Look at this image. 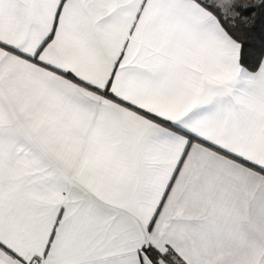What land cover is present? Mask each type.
Returning a JSON list of instances; mask_svg holds the SVG:
<instances>
[{
  "label": "snow or ice",
  "instance_id": "snow-or-ice-1",
  "mask_svg": "<svg viewBox=\"0 0 264 264\" xmlns=\"http://www.w3.org/2000/svg\"><path fill=\"white\" fill-rule=\"evenodd\" d=\"M0 264H264V0H0Z\"/></svg>",
  "mask_w": 264,
  "mask_h": 264
}]
</instances>
